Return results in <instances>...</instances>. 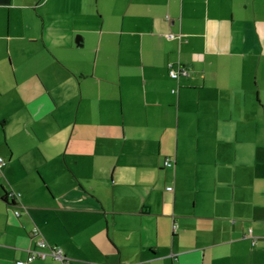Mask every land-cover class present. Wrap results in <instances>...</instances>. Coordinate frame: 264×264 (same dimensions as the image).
Returning a JSON list of instances; mask_svg holds the SVG:
<instances>
[{"label": "crops", "instance_id": "1", "mask_svg": "<svg viewBox=\"0 0 264 264\" xmlns=\"http://www.w3.org/2000/svg\"><path fill=\"white\" fill-rule=\"evenodd\" d=\"M263 93L264 0H0V264H264Z\"/></svg>", "mask_w": 264, "mask_h": 264}, {"label": "built area", "instance_id": "2", "mask_svg": "<svg viewBox=\"0 0 264 264\" xmlns=\"http://www.w3.org/2000/svg\"><path fill=\"white\" fill-rule=\"evenodd\" d=\"M169 72L172 77L177 78L180 74H188V69L185 66H179L178 68L173 67V64H170ZM0 162L2 158H0ZM167 166H171L173 164L171 159H167L165 161ZM172 188L171 186L169 187ZM19 213V211H17ZM33 235L37 238V247L30 250L26 259L17 260V264H29L34 262L38 258H45L48 255H52L53 258L62 261L64 264H69V258L66 257L63 249L58 246H54L46 242L47 240L43 236L42 232L38 228H34Z\"/></svg>", "mask_w": 264, "mask_h": 264}, {"label": "trees", "instance_id": "3", "mask_svg": "<svg viewBox=\"0 0 264 264\" xmlns=\"http://www.w3.org/2000/svg\"><path fill=\"white\" fill-rule=\"evenodd\" d=\"M181 66H185L187 69H188V73H189V68L186 66V65H181ZM169 74H170V72H169ZM180 75H183V74H180ZM180 75H179V77H180ZM184 75H186V74H184ZM171 76V75H170ZM172 77V76H171ZM174 78V77H173ZM178 78V77H177Z\"/></svg>", "mask_w": 264, "mask_h": 264}, {"label": "rangeland", "instance_id": "4", "mask_svg": "<svg viewBox=\"0 0 264 264\" xmlns=\"http://www.w3.org/2000/svg\"><path fill=\"white\" fill-rule=\"evenodd\" d=\"M263 95H264V93H263Z\"/></svg>", "mask_w": 264, "mask_h": 264}]
</instances>
